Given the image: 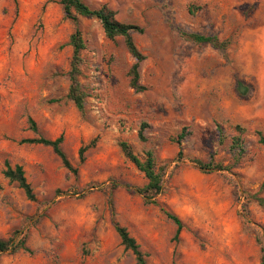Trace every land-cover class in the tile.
I'll return each mask as SVG.
<instances>
[{"label":"rangeland","instance_id":"1","mask_svg":"<svg viewBox=\"0 0 264 264\" xmlns=\"http://www.w3.org/2000/svg\"><path fill=\"white\" fill-rule=\"evenodd\" d=\"M83 1L106 4L119 22L143 29L133 38L145 56L146 90L130 87L135 60L123 38L108 40L97 20L80 17V80L89 95L82 116L67 99L76 26L60 0H0V240L21 232L30 250L0 254V264H137L115 223L147 264H261L264 0ZM187 33L216 36L226 48L195 44ZM60 136L77 177L50 147L22 143ZM122 141L142 159L154 153L164 173L156 204L135 192L146 179ZM195 160L226 170L204 171ZM7 161L23 167L35 202L4 177ZM167 214L182 222L177 239Z\"/></svg>","mask_w":264,"mask_h":264},{"label":"trees","instance_id":"2","mask_svg":"<svg viewBox=\"0 0 264 264\" xmlns=\"http://www.w3.org/2000/svg\"><path fill=\"white\" fill-rule=\"evenodd\" d=\"M60 5L63 8L65 18L72 21L76 28L74 33L70 36L68 45L72 48V59L70 63V70L67 74L70 85L68 89L67 99L70 100L77 111L85 116L86 114V104L87 98L89 97L87 91L80 78L82 76V67L84 65V59L82 57V52L86 49V42L83 36V32L80 28L79 18H88L97 20L102 28L105 37L108 40L115 41L117 38L121 37L124 40L125 46L134 58L135 63L129 71L130 87L136 92H143L146 90L144 86L140 84V74L139 69L141 63L145 60V56L138 50L134 42V34H142L143 29L136 25L124 24L116 19V12L112 10L108 5L104 4L98 8H91L83 0H60ZM185 37L195 44H208L212 47L220 50L226 48V44L219 42L216 36H206L197 33H187ZM29 123L32 130L37 133L38 129L35 122L29 119ZM147 127L146 124H142L139 129V138L145 141L144 131ZM221 132V130H220ZM186 133L179 135L178 142H181L185 137ZM63 136L58 137L55 140L46 139L43 137L35 139H25L22 143L32 144V145H42L45 147H50L54 154L61 160L63 166L71 172L75 177L78 176V168L74 167L69 161L68 157L62 150ZM120 148L124 156L141 172L143 173L146 184L143 187L135 188V192L140 195L146 204H156V197L160 195L163 191V170L157 168L156 158L152 151H146L145 157L140 158L133 150L132 146L125 141L120 142ZM232 149L236 151L237 158L244 153L243 140L241 136H236L232 138ZM86 152V147H82L79 150V156L81 163L84 162V154ZM194 163L204 171H222L226 168L222 164L214 163H203L202 161L195 160ZM4 177L9 181V183L17 184V186L23 190L27 199L29 201L35 202L36 195L34 190L29 183L25 171L21 165L12 166L8 161L5 163V170L3 172ZM264 189V184L263 187ZM260 206L264 207V198L257 199ZM168 217L176 224V239L178 238L182 230L181 220L172 215L167 214ZM115 230L121 239V243L124 248L131 251L135 257L137 264H147L145 255L140 250V246L137 241L129 234L128 230L121 227L119 224L115 223ZM18 239L10 240H0V254L11 252L17 254L20 252H30L27 246L28 235L16 232ZM262 244L263 241L260 240ZM262 258L261 264H264V246L262 247Z\"/></svg>","mask_w":264,"mask_h":264}]
</instances>
